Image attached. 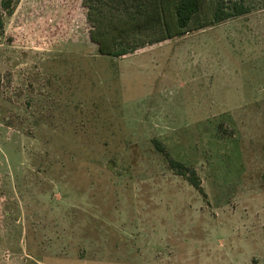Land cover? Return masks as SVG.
Masks as SVG:
<instances>
[{
  "label": "rangeland",
  "instance_id": "obj_1",
  "mask_svg": "<svg viewBox=\"0 0 264 264\" xmlns=\"http://www.w3.org/2000/svg\"><path fill=\"white\" fill-rule=\"evenodd\" d=\"M82 1L0 0V264H264V0L120 58Z\"/></svg>",
  "mask_w": 264,
  "mask_h": 264
},
{
  "label": "trees",
  "instance_id": "obj_2",
  "mask_svg": "<svg viewBox=\"0 0 264 264\" xmlns=\"http://www.w3.org/2000/svg\"><path fill=\"white\" fill-rule=\"evenodd\" d=\"M82 3L87 9V22L91 26L90 41L97 45L99 54L111 58L124 57L146 44L179 38L188 32L214 26L250 12L246 0H215L208 13L201 10L200 0H83ZM106 7L125 16L119 18L120 26L111 28L107 23L102 12ZM2 27L0 7V33ZM146 31L157 33L158 37L144 41L138 35L148 33ZM152 143L171 170L202 192L195 170L172 159L156 139Z\"/></svg>",
  "mask_w": 264,
  "mask_h": 264
}]
</instances>
